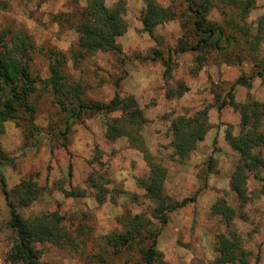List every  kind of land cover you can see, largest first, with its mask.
<instances>
[{"label":"rangeland","instance_id":"obj_1","mask_svg":"<svg viewBox=\"0 0 264 264\" xmlns=\"http://www.w3.org/2000/svg\"><path fill=\"white\" fill-rule=\"evenodd\" d=\"M86 1L0 0L2 40L9 46L10 41L17 45L24 41L21 63L29 78L36 79L26 99L31 111L17 107V117L2 124L0 174L8 201L23 219L54 213L69 236L64 245L34 244L39 253L36 263L142 264L140 250L149 243L146 235L152 230L158 232L154 264H211L219 236L236 237L248 264H264V142L251 149L263 166L251 172L244 167L240 200L229 186L240 157L224 139L226 132L236 137L240 131V112L227 105L228 94L237 104L264 103V0H254L242 20L249 33L244 39L235 35L234 44L224 51L203 46L184 52L177 50L195 45L201 36L194 31L192 15L182 0H154L174 17L155 26L151 35L139 21L143 3L124 0L126 29L115 39L117 50L82 55L73 61L70 54L77 49L74 27ZM116 1L103 3L109 8ZM213 2L205 21L231 34L227 22L240 24L238 10L221 0ZM55 58L60 60V82L65 84L57 95L63 111L45 83ZM164 61L168 62L165 76ZM240 76L248 78L247 86L234 85ZM72 86L78 87V100L84 102L107 103L115 95L121 100L118 107L128 98L134 101L143 118L135 131L145 152L166 171V207L187 199L185 205L165 212V224L153 218L154 204L144 198L139 185L149 172L143 152L125 136L113 141L103 136L105 125L122 119L121 112H85L70 119L77 104L68 91ZM202 110L209 128L194 149L179 159L170 145L171 120L193 117ZM261 124L257 130L264 133ZM209 157L212 164L207 170ZM24 181L35 184L37 197L20 206L12 190ZM63 192L81 195L66 197ZM217 200L232 211L230 220L218 211L212 213ZM133 216L145 220L141 235L130 246L107 245L105 236L123 233L129 225L127 217ZM7 220L0 193V264H10L6 256L15 244Z\"/></svg>","mask_w":264,"mask_h":264},{"label":"trees","instance_id":"obj_2","mask_svg":"<svg viewBox=\"0 0 264 264\" xmlns=\"http://www.w3.org/2000/svg\"><path fill=\"white\" fill-rule=\"evenodd\" d=\"M144 8L140 16L142 30L151 35L152 29L166 21L171 20L174 15L168 8L158 6L154 0H139ZM185 3L186 10L192 15V26L196 33L200 34L199 40L195 45L186 48L179 47L177 52L197 51L203 46L212 47L217 51H224L225 48L234 44L235 35L244 39L249 35L248 29L242 20L254 4V0H221L225 6L230 9L238 10L240 24L234 23L231 19L227 22V27L231 34H225L221 26L205 21L206 13L215 5L213 0H182ZM124 0H117L111 7H106L103 0H87L85 6L79 11V19L74 27L77 33L76 50H72L70 57L74 61L76 57L82 55H91L95 52H109L117 50L115 39L121 36L126 29L123 20ZM0 35V134L2 133V124L17 117V107L28 112L30 106L26 103L28 95L32 92V85L36 82L35 78H29L25 66L21 63V57L24 55V41L17 44L7 45ZM245 41V40H244ZM23 46V47H22ZM251 49V48H250ZM19 52L18 55L16 53ZM22 54V55H21ZM60 55L61 59L64 57ZM154 57L160 58L158 52H154ZM152 57V59L154 58ZM62 61V60H61ZM49 65V77L45 83L50 87L54 101L63 111V103L57 98L59 92L64 91L65 84L60 82L62 79L58 71L60 60L55 58ZM164 76L168 72V62L164 61ZM261 76L262 74H256ZM248 78L240 76L234 81V85L247 86ZM119 88L118 79L114 81V89L117 92ZM72 97L77 99L76 110L69 114L72 117H79L82 113H112L120 111L122 119L113 120L111 124L105 125L104 138L113 141L116 138L125 136L129 144L143 152L144 160L149 169L145 179L139 180V185L143 190V196L146 200L154 204L152 210L153 218L159 224L166 222L165 212L171 208H179L186 204L187 199H183L178 204H170L166 207L168 198L163 194V181L165 179V169L159 163L145 152L143 143L137 135V130L143 123V118L136 108L131 98L126 100V104L121 103L116 95L107 103L84 102L78 100V87L72 86ZM227 105L240 112V131L236 137L230 132H226L224 139L228 145L239 154V162L236 164L233 173L230 176L229 186L236 195L243 199V185L245 180L244 167L253 171L256 166H263V162L257 156L251 154V149L264 142V133L259 129L264 122V103L251 102L249 104H237L232 101L230 94ZM224 103L221 104V106ZM219 106V108H221ZM137 127V128H136ZM136 128V129H135ZM209 125L205 122V111L197 112L193 117L179 116L171 120L170 135L171 148L174 156L179 159L186 157L195 147V143L200 141ZM134 130V131H133ZM212 158L207 161V170L210 169ZM264 187V178L261 179ZM12 192L15 193L18 204L26 206L37 197V188L31 181L19 183ZM0 193L2 194L8 210L7 227L14 235V246L6 256V261L10 264H37L39 253L33 248L34 244L48 242L61 245L69 242V236L66 230L60 227L61 218L54 213L42 214L23 219L17 213L15 207L8 201V191L6 190L4 180L0 174ZM66 197L80 196V192H63ZM79 193V194H78ZM188 201H193L190 198ZM19 208V206H18ZM212 213L218 211L226 220L232 218V211L225 207L222 200H217L211 208ZM128 228L123 233H109L105 236L107 245L114 248L130 246L135 238L141 235L145 220L141 216L127 217ZM144 224V225H143ZM146 235L149 243L140 250V259L142 264H154L157 261L158 253L155 250L156 237L158 232H151ZM115 250V249H114ZM214 251L217 256L211 264H248L246 253L241 249L236 237L227 239L219 236L214 245Z\"/></svg>","mask_w":264,"mask_h":264}]
</instances>
